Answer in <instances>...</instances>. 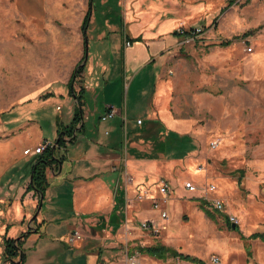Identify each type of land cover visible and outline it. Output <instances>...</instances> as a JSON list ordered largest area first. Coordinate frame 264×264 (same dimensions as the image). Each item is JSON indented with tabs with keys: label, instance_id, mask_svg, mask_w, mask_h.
Listing matches in <instances>:
<instances>
[{
	"label": "rangeland",
	"instance_id": "374dc122",
	"mask_svg": "<svg viewBox=\"0 0 264 264\" xmlns=\"http://www.w3.org/2000/svg\"><path fill=\"white\" fill-rule=\"evenodd\" d=\"M94 3L96 7L100 4L101 9L93 8L90 27L94 26L95 15L105 16L112 23L108 31L112 34L119 29L127 33L130 24L146 23L143 25L146 29L154 21H174L170 30L194 28L196 33L176 39L179 48L172 59V69H168L171 72L164 77L163 106L169 114L166 116L173 119L171 123L157 114L152 120L161 122L158 132L152 123L145 124L147 120L141 119L142 124L135 127L146 126L151 134H128L135 117L145 115L143 103L139 102L131 117L127 116V129L120 135L123 157L128 166L132 163V168L128 167L130 180L125 179L127 217L124 213L125 221L119 220V226L110 231V240L116 244L106 254L107 264H127L134 255L142 264H187L172 258L162 261L136 248L158 243L197 257L203 264H209L211 255L225 264L215 248V239H223L224 234L234 235V239L240 237L247 245L252 241L251 233H264V0H234L225 9L227 0H94ZM88 5V0H0V131L8 112L18 106L25 92L22 88L42 80L39 69H60L63 62L83 51V41L77 42L78 28ZM87 36L89 46L92 33ZM224 41L229 44L223 45ZM79 82L74 83L75 90ZM59 99V96L50 99L37 114L50 139L55 131L53 108ZM86 101V106L92 108L90 100ZM67 109L64 105L63 116ZM3 136L0 134V139ZM57 138L56 134L53 141L44 140L41 144L45 149L53 146ZM166 139L172 141V146L165 152L158 151L155 143ZM141 172L143 177L138 180ZM159 180L169 183V194L159 193ZM114 189L119 190V184ZM5 191H0V264H6L1 256L6 225L11 226L6 233L9 237H16L26 229L32 232L25 242L28 256L25 264H38V256L47 250L43 246L62 245L58 241L62 229L57 225L64 219L46 221L40 229L37 216L32 218L37 203L19 199L10 186ZM147 194L153 195L157 202V207L151 205L157 213L153 217L159 229L155 235L140 228L145 218L137 214L142 208H134L135 200H142ZM216 199L222 210L208 209L205 205L214 213L215 218L210 219L199 208L200 201L207 204ZM160 210L167 212L166 219H161ZM44 212L41 209L40 214ZM230 216L238 221L236 233L231 230L234 223L230 222ZM36 228L42 236L34 234ZM104 228L89 224V229L80 231L82 242L94 245L95 239L103 241L108 237ZM36 237L41 243L33 247L30 242ZM79 241L68 244L76 246ZM248 247L246 251L253 249L254 244ZM61 252L47 250L46 263L52 260V264H62L68 253L64 251L62 256ZM238 259L233 257L229 261Z\"/></svg>",
	"mask_w": 264,
	"mask_h": 264
},
{
	"label": "crops",
	"instance_id": "0c3cea01",
	"mask_svg": "<svg viewBox=\"0 0 264 264\" xmlns=\"http://www.w3.org/2000/svg\"><path fill=\"white\" fill-rule=\"evenodd\" d=\"M105 18V16H100V18L94 16L92 22L94 26L90 27L91 23H88L85 31L86 38L81 31V20L77 42L83 41V51L73 59L63 62L60 69H39L42 80L34 85L30 82L22 88L25 92L18 106L8 112L1 125L0 134L3 133L4 136L0 139V183L2 185L0 191L6 192L5 187L10 186L19 199L23 197L27 203L33 200L37 203V195L32 190L26 191L28 182L24 184L27 179L29 181L30 162L36 155H25L23 150L41 144L44 140L53 141L56 138L57 120L63 124L70 122L76 101L68 94V80L75 66L84 56L87 41L85 66L81 77L76 80L80 81L78 89L80 86L84 88L83 129L76 133V139L73 142L66 143L65 147L57 149V154L64 155L65 161L60 166V171L57 169L53 174L52 169L48 170L49 176L52 177L50 178L51 183L45 191L41 208L37 214V225L40 229L46 221L64 219L57 225L62 229L58 233V241L62 245H51V248L42 245V248H46L49 252L62 250V256L66 251L68 254H65L62 264H107L106 254L115 248L116 242L110 240V231L119 226V224L115 226L113 212L117 213L120 210L115 209V196L118 189L115 191L114 188L119 184L123 198V207L120 212L125 213L126 218L124 197H128L126 192L128 188L125 179L128 176V167L132 168V163L128 166L123 157L124 146L120 140L121 132L127 129V116L131 117L135 107L142 102L145 115L143 118L135 117L130 131L137 126V119L152 120L160 114V119L164 118L168 124L173 120L166 116L168 112L163 106V94L166 92L165 74L171 72L168 69H172V59L179 48L176 43L177 37L172 35L174 30H170L174 21L161 23L154 21L146 29H143L146 23L130 24L127 33L119 29L118 32L112 34L108 32L112 23ZM96 27L98 32L95 30ZM88 32L92 33L89 46ZM136 37H138L137 40H130ZM126 39L131 43L129 46L124 45ZM65 64L66 68L63 69ZM56 96H59L60 101L56 100L59 103L54 104L55 131L50 139L46 137L42 119L37 114L44 104L50 99H55ZM86 98L90 100L92 108L86 106ZM64 105L68 109L63 116L61 111ZM111 106L118 111V114L112 119L102 120L100 116ZM26 175L27 178H24ZM140 177H143L142 172L138 174V180L141 179ZM138 195H141L140 191ZM152 196L147 194V197L142 200H135L134 208H142V210L138 209L139 217L153 218L157 214L152 209L153 206L151 207ZM41 209L45 210L43 215L40 214ZM50 211L56 214H51ZM125 218L123 215L122 220L125 221ZM126 221L128 222V219ZM89 224L103 225L106 228L104 230H108V237L106 236L103 241V238L100 241L99 238L95 239L94 245H89L87 241L82 242L83 238L76 246L67 243L66 239L72 230L85 231V228L89 229ZM234 229L231 228L236 233ZM10 230L11 226L7 233ZM247 237L244 239H248ZM234 238V235L224 234L223 239H215V248L225 264H264V241L260 238H251L252 241L247 244V249L251 244H254V248L246 251V246L240 237L237 240ZM38 243L41 241L39 237H36L33 241L31 240L30 245L36 247ZM26 247L24 243L25 250ZM47 250L38 256V264L53 263L52 260L46 263L48 260L44 259L48 255ZM233 257L239 259L229 261ZM27 258L26 253V261Z\"/></svg>",
	"mask_w": 264,
	"mask_h": 264
},
{
	"label": "trees",
	"instance_id": "16d2710c",
	"mask_svg": "<svg viewBox=\"0 0 264 264\" xmlns=\"http://www.w3.org/2000/svg\"><path fill=\"white\" fill-rule=\"evenodd\" d=\"M88 1H89L88 9L81 22V31L82 33H84L83 34L84 38H86L85 31L87 29L93 8L95 11H97L98 8L101 9L100 4L98 7H96L94 0H88ZM233 2L234 0H227V5L224 7V9L227 6L231 5ZM193 31H195L194 28H189L188 30L178 29V30H174L172 32V35L176 36L177 38H182V37L186 38L189 35L195 36L196 33H193ZM137 39L138 37H136L135 39H130V40L134 41ZM222 44L228 45L229 41H224ZM82 60H83V56L81 60L77 63V65L75 66L68 80V94L72 96L76 101V106L74 108V113H73V116L70 122L68 124H63L62 122H59L57 120L56 121V134L58 138H57L56 146L53 149H52V146H47L41 153L37 154L30 162V174L32 177L29 183L27 184L26 191L32 190L38 197L35 210L37 209L38 204L42 202L46 189L50 186L48 170L52 169L56 171L58 167L63 165L65 161L64 155L57 154V149L65 147L66 143L73 142L76 139V133L79 131H82L83 129L82 104H83L84 88L80 86L79 89L75 90L73 87V83L79 77H81V74L83 72V68L85 65L80 64ZM147 122L152 123L153 126L156 127V128L153 127L156 132H158L159 129L162 128L161 122L158 120H147L145 124ZM140 124H142V122ZM140 124H137V126H139ZM133 132H139V133L144 134L145 136L147 134H151L148 132V129L146 126L145 127L144 126L135 127L133 130L128 132V134L133 133ZM170 146H172V141L170 142L167 139L165 141L163 140V141H158L155 143V148L160 152H165L167 149H169ZM54 171H52L53 174L55 173ZM64 174H66V172H64ZM115 201H116L115 209L118 211L119 210L121 211V208L123 207L122 206L123 198H122V192L119 190L116 191ZM205 205H206V201L202 200L200 201L199 208L205 213L207 217H209L210 219H214L215 216H214V213H212L213 211L206 209ZM120 211L117 213L115 211L113 212L114 213L113 221L116 222L115 226L119 224V220L121 221L123 219V214ZM226 224L228 226L230 225V222L227 220V217H226ZM9 228L10 226L6 225L5 233L2 237L1 256L3 258V261L6 262V264H25L26 253L24 249V243L29 238L32 232L29 229H26L25 231L20 232L19 235H17L16 237H9L6 234ZM38 228H36L34 233H39ZM234 230L238 232L237 227ZM39 235L42 236L41 233H39ZM249 238H260L262 241H264V234L254 232L249 235ZM245 246L247 247V245ZM136 248L140 252L156 257L157 259H161L162 261L172 258V259L182 260V261H185L191 264H203V261L197 257L191 256L189 254L181 253L172 247H169V246H166L160 243L148 245V246L139 245Z\"/></svg>",
	"mask_w": 264,
	"mask_h": 264
},
{
	"label": "built area",
	"instance_id": "2783aa9c",
	"mask_svg": "<svg viewBox=\"0 0 264 264\" xmlns=\"http://www.w3.org/2000/svg\"><path fill=\"white\" fill-rule=\"evenodd\" d=\"M130 44H131L130 41H128L127 39L124 41L125 46H129ZM250 50L251 49L248 48V51H250ZM117 114H118V111L114 107L111 106V107L107 108V110L100 116V118L102 120H107V119H111V118L115 117ZM136 123L140 124L141 119H137ZM44 147H45V145H42V144L36 145L30 149H28V148L25 149L24 153L25 154H31V153L39 154L43 151ZM126 180L127 181L130 180V178L127 176ZM187 186L189 187V189H194V186L191 184H187ZM157 188H158L159 193H161L163 195H167L171 191L169 183L164 181V180H159ZM151 200H152V205L154 207H157V202L154 200V197H152ZM206 207L208 209H213L216 211L222 210V204L217 199L213 200L212 202H207ZM159 215H160L161 219H163V220L167 218V212L165 210H160ZM229 220L231 223H234V224H236L238 222L235 219V217H233V216H230ZM140 228L145 230V231H149L150 233H153L154 235L159 230L158 225L156 224V221L153 218L142 219V221L140 222ZM67 239H68V242L72 243L74 241L82 239V234L80 233L79 230L75 229V230H72V232L68 235ZM208 262H209V264H221L222 263L221 259L216 255H211L209 257ZM127 264H141V261L139 260L138 256L134 255V256H131L130 259H128Z\"/></svg>",
	"mask_w": 264,
	"mask_h": 264
},
{
	"label": "water",
	"instance_id": "95a60500",
	"mask_svg": "<svg viewBox=\"0 0 264 264\" xmlns=\"http://www.w3.org/2000/svg\"><path fill=\"white\" fill-rule=\"evenodd\" d=\"M86 58H87V41L85 42L84 56H83V60H82V62L80 63L81 65L84 64V62L86 61ZM56 143H57V139L55 140V143H54V145L52 146V149L55 147ZM58 171H60V166H59ZM31 177H32V176L30 175V180H31ZM40 208H41V202L38 204L37 209L35 210V213H34V215L32 216V218H34L35 216H37V214H38ZM28 226H29V223H28ZM231 227H232V228H235V224H231Z\"/></svg>",
	"mask_w": 264,
	"mask_h": 264
}]
</instances>
